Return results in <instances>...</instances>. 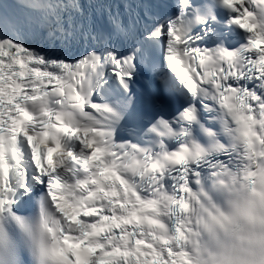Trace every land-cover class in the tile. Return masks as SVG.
I'll list each match as a JSON object with an SVG mask.
<instances>
[{
    "label": "snow or ice",
    "instance_id": "obj_1",
    "mask_svg": "<svg viewBox=\"0 0 264 264\" xmlns=\"http://www.w3.org/2000/svg\"><path fill=\"white\" fill-rule=\"evenodd\" d=\"M0 264H264V0H0Z\"/></svg>",
    "mask_w": 264,
    "mask_h": 264
}]
</instances>
